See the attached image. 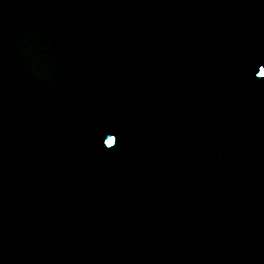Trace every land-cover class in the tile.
I'll return each instance as SVG.
<instances>
[{
    "label": "water",
    "instance_id": "95a60500",
    "mask_svg": "<svg viewBox=\"0 0 264 264\" xmlns=\"http://www.w3.org/2000/svg\"><path fill=\"white\" fill-rule=\"evenodd\" d=\"M262 72L264 0H0V264H264Z\"/></svg>",
    "mask_w": 264,
    "mask_h": 264
},
{
    "label": "snow or ice",
    "instance_id": "6c2138e0",
    "mask_svg": "<svg viewBox=\"0 0 264 264\" xmlns=\"http://www.w3.org/2000/svg\"><path fill=\"white\" fill-rule=\"evenodd\" d=\"M261 76H264V72H262L261 73ZM118 141H116V137H114V138H109L108 140H107V144L108 145H114L115 143H117Z\"/></svg>",
    "mask_w": 264,
    "mask_h": 264
}]
</instances>
